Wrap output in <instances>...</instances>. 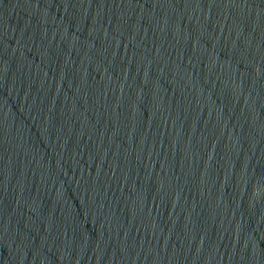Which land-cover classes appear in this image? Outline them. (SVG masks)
<instances>
[{"label":"water","instance_id":"obj_1","mask_svg":"<svg viewBox=\"0 0 264 264\" xmlns=\"http://www.w3.org/2000/svg\"><path fill=\"white\" fill-rule=\"evenodd\" d=\"M0 264H264V0H0Z\"/></svg>","mask_w":264,"mask_h":264}]
</instances>
